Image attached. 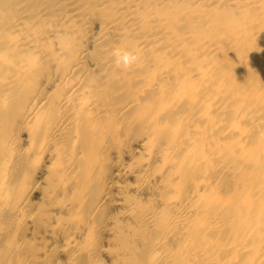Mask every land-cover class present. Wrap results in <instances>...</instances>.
<instances>
[{
	"label": "bare ground",
	"instance_id": "bare-ground-1",
	"mask_svg": "<svg viewBox=\"0 0 264 264\" xmlns=\"http://www.w3.org/2000/svg\"><path fill=\"white\" fill-rule=\"evenodd\" d=\"M0 264H264V0H0Z\"/></svg>",
	"mask_w": 264,
	"mask_h": 264
},
{
	"label": "clouds",
	"instance_id": "clouds-1",
	"mask_svg": "<svg viewBox=\"0 0 264 264\" xmlns=\"http://www.w3.org/2000/svg\"><path fill=\"white\" fill-rule=\"evenodd\" d=\"M115 69L128 71L141 59L140 52L134 47L123 45L115 46L109 53Z\"/></svg>",
	"mask_w": 264,
	"mask_h": 264
}]
</instances>
